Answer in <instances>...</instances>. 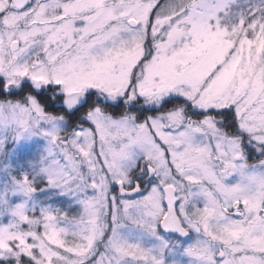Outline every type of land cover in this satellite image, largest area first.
<instances>
[{
  "label": "snow or ice",
  "instance_id": "obj_1",
  "mask_svg": "<svg viewBox=\"0 0 264 264\" xmlns=\"http://www.w3.org/2000/svg\"><path fill=\"white\" fill-rule=\"evenodd\" d=\"M0 264H264V0H0Z\"/></svg>",
  "mask_w": 264,
  "mask_h": 264
}]
</instances>
